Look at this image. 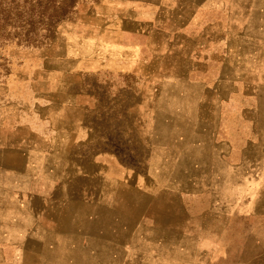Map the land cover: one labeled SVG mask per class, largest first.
I'll list each match as a JSON object with an SVG mask.
<instances>
[{
    "label": "rangeland",
    "instance_id": "rangeland-1",
    "mask_svg": "<svg viewBox=\"0 0 264 264\" xmlns=\"http://www.w3.org/2000/svg\"><path fill=\"white\" fill-rule=\"evenodd\" d=\"M118 1L0 0V85L13 72L65 71L66 57L70 71H95L109 26L126 18L111 9L130 10ZM146 1L145 67L162 84L147 97L112 95L107 76L92 90L98 103L142 106L104 110L99 129L130 170L146 174L155 152L176 159L138 226L150 238L103 264H264V0Z\"/></svg>",
    "mask_w": 264,
    "mask_h": 264
},
{
    "label": "crops",
    "instance_id": "crops-1",
    "mask_svg": "<svg viewBox=\"0 0 264 264\" xmlns=\"http://www.w3.org/2000/svg\"><path fill=\"white\" fill-rule=\"evenodd\" d=\"M130 1L137 0L127 1L126 13L111 9L126 18L109 26L95 71H70L76 62L66 57L65 71L13 72L0 85V264H103L150 238L138 226L149 220L150 193L167 191L176 155L153 153L158 163L146 174L127 168L118 150L104 147L115 142L101 134V112H135L142 105L106 106L92 92L107 76L119 91L108 89L112 95L147 97L156 90L152 81L162 84L145 67L147 1L138 0L141 7ZM181 160L172 174L175 193L182 190Z\"/></svg>",
    "mask_w": 264,
    "mask_h": 264
}]
</instances>
